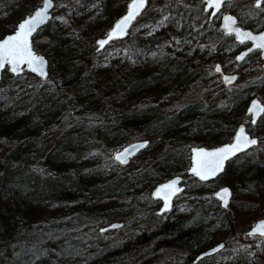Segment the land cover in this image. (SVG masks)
Instances as JSON below:
<instances>
[{
  "label": "trees",
  "instance_id": "trees-1",
  "mask_svg": "<svg viewBox=\"0 0 264 264\" xmlns=\"http://www.w3.org/2000/svg\"><path fill=\"white\" fill-rule=\"evenodd\" d=\"M52 1L32 35L47 76L1 72L0 264H264V235L242 237L251 218L235 210L264 214V111L253 124L244 112L251 94L264 99V69L222 85L210 62L227 58L231 38L212 30L201 0H147L127 34L100 49L94 38L126 0ZM36 4L0 0V35ZM239 121L256 145L214 179L186 172L191 144L227 139ZM141 137L147 144L126 163L111 157ZM240 157L241 175L227 182ZM172 173L184 189L158 214L149 189ZM220 184L231 188L225 209L210 196ZM218 240L222 249L191 262Z\"/></svg>",
  "mask_w": 264,
  "mask_h": 264
},
{
  "label": "water",
  "instance_id": "water-1",
  "mask_svg": "<svg viewBox=\"0 0 264 264\" xmlns=\"http://www.w3.org/2000/svg\"><path fill=\"white\" fill-rule=\"evenodd\" d=\"M132 2H133V0H126L123 9L111 19L109 25L104 29V31L102 33L96 35V37L94 38V44H95L96 49L101 48L100 45L98 44V41L108 39L109 33L112 32V30L114 29L117 22L120 21L125 15H127L128 11H129V6L132 4ZM217 2L220 5L222 0H203V9L209 8V14H208L209 17L211 16V14H213L220 7V6L219 7L215 6V4ZM254 3L257 4V0H255ZM52 4H53V1H52ZM42 6H43V0H40L35 6L32 7V9L30 11L23 14L16 21L15 25L10 30H7L4 33H2L0 35V40H3V38H5L6 36L13 34L17 30V25L21 21H23L25 18L33 15L37 10L42 8ZM51 8H49L48 12H47L48 19H49L50 14H51ZM142 9L139 10V13ZM136 16H135V18H136ZM134 19H132L128 23V25L124 29L123 35H116L112 39L124 37L127 34V31L129 29L130 25L132 24V22L134 21ZM46 21L44 23H46ZM44 23L38 25L37 28L39 26L43 25ZM219 26L222 28L223 32H230L235 40L247 42L246 46H244L243 48H241L237 52H235L234 59L236 61L241 60L248 51H250L254 48L259 50V57L260 58L264 57V48H258L257 47V44L262 42L261 38L264 37V23L260 28L255 29V30L250 29L248 27L241 26L235 22L234 13L226 10V11H223L220 15ZM37 28H36V30H37ZM33 33H32V35H33ZM32 35L29 37L31 48L37 56L43 57V59L45 61V64L43 67V71H44L45 75H40L39 72H33L28 67L27 64L19 65L17 72H12L10 70L11 65L6 63L4 68H0V78H1V72L3 69L7 70L8 72H10L12 74L20 73L22 70H26V71H29L32 74H34L39 79H44L47 76V73H48L47 58L42 51L37 50L34 47V45L32 44ZM112 39H110V40H112ZM110 40H108V41H110ZM240 57H242V58H240ZM217 68H219V71H217ZM211 70L213 72L218 73L219 80L222 83V85H228V84L234 83V82H236L237 77H238V72L235 70H229V71L223 70L221 65H220V62L218 60H215L212 63ZM254 104L257 106L255 109H253ZM250 109H253V110L250 111ZM263 111H264L263 100L258 95L251 94L246 99V102L244 104V112L248 115V123L249 124L255 123ZM241 128L244 129L243 135L247 136L249 140L255 139L256 141H258V136L249 130L247 123H245L243 121L236 122L232 128L230 136L227 139H224V140H221L217 143L209 144V145L199 144V143L198 144H191L189 146V149H188V165L186 167V172L191 174L193 176V178H195L198 181H208V180L214 179L215 176L218 175L224 169L226 162L229 158H231L232 156L248 149L249 147L256 145L257 142H256V144H249L247 148H243V145H241L242 150L239 152H236L234 155H231L227 160H225L223 162L222 170L219 171L215 176H209V178L206 180L201 179L200 176L196 175L192 171V169L197 166V160L203 159V158H199L197 156V153L200 150H203L205 152H213V151H216L217 149L223 148L224 146L234 144L236 142V137L238 135H241V132H240ZM147 141H148V139L146 137L128 140V141L124 142L123 144L119 145L118 147H116L115 149H113L111 152V157L116 162L122 163L121 161L116 159V156L118 154L122 153L125 149H131V146H133V145H136V146L141 145V144L146 145ZM140 149L141 148L137 147L135 150H132L131 154L128 155V157H127V161L129 160V158L131 156H133ZM173 181H176L175 188L179 189L178 191L173 190L172 194L168 195L167 198H165L166 194L163 191H161V194L159 196L157 195L158 190H161L164 185L170 184ZM183 189H184V182H183L181 173H172L170 175L165 176V178L155 182L149 189V196L152 199L158 201V205L155 208V212L158 214H161L163 212H167L168 210H170L174 198L179 193H181ZM224 189L228 190L227 194L224 193V191H223ZM210 196L217 201L220 208L225 209V208H227L229 201H230V198H231V188L228 184L217 185L210 191ZM225 199L227 200V204H225V202H224ZM166 205H167V207H166ZM260 222H264V215L253 220L252 223H250V225L242 232V237H245V236H258V237L263 236L264 234H261V232L255 231L257 225H259ZM120 223H121V221L114 220V221H111V222H109L103 226H100L99 230L103 231V230L108 229V228H114L113 225L119 226ZM221 245L224 246V242L222 240H218V241L208 245L207 247H205L202 250H200L199 252H197L193 256L191 262L195 263L200 258L217 252L218 250L223 248V247H221Z\"/></svg>",
  "mask_w": 264,
  "mask_h": 264
},
{
  "label": "snow or ice",
  "instance_id": "snow-or-ice-1",
  "mask_svg": "<svg viewBox=\"0 0 264 264\" xmlns=\"http://www.w3.org/2000/svg\"><path fill=\"white\" fill-rule=\"evenodd\" d=\"M147 0H133L132 4L129 6V11L127 15H125L120 21L117 22L114 29L108 35V39L98 41V44L102 48L108 40L112 39L116 35H123L124 29L128 25V23L135 18V16L139 13V10L144 8ZM260 0H257V6H259ZM216 7H219V3L215 4ZM52 7V0H43V6L39 10H37L30 17L25 18L17 25V30L11 34L0 40V68H4L5 64L11 65V71L17 72L18 66L21 64H27L28 67L33 72H39L40 75H45L43 71V67L45 61L43 57L37 56L30 44L29 37L36 30L37 26L44 23L47 19L48 9ZM230 19V18H229ZM261 43L257 44L258 48H264V37L261 38ZM242 58V57H240ZM219 71V68H217ZM257 106L254 104L253 109ZM253 109H250L252 111ZM241 135L236 137V142L231 145L224 146L223 148L217 149L213 152H205L200 150L197 153L199 158L197 160V166L192 169L193 173L200 176L201 179H208L209 176H215L219 171L223 168V162L227 160L231 155H234L236 152L242 150L243 148H247L249 144H256V140H249L247 136H244V129L240 130ZM144 144L141 145H133L131 149H125L122 153L116 156V159L121 161L122 163L127 162L128 155L131 154L132 150H135L137 147L142 148ZM176 181L171 182L170 184L164 185L161 190H158L157 195L161 194V191L165 192V198L168 195L172 194L173 190L178 191L179 189L175 188ZM225 194H227L228 190H223ZM225 204H227V200L225 199ZM167 207V205H166ZM113 227H117L113 225ZM255 231L261 232L264 234V222H260L257 225ZM223 247V245H221Z\"/></svg>",
  "mask_w": 264,
  "mask_h": 264
},
{
  "label": "flooded vegetation",
  "instance_id": "flooded-vegetation-1",
  "mask_svg": "<svg viewBox=\"0 0 264 264\" xmlns=\"http://www.w3.org/2000/svg\"><path fill=\"white\" fill-rule=\"evenodd\" d=\"M255 0H222L220 7L209 17V8L203 9V0H201V9L206 14L207 18L212 20L216 23V28H213L217 34H224L227 37L231 38V46H230V54L227 55V60L224 62H221L218 59H214L212 63L215 60H218L220 62V65L223 70L229 71V70H235L238 72V76L241 73L242 69H238L239 65H242L247 59L251 58L247 64V67L249 68H257L259 67L260 70L264 69V57H259V50L258 49H252L248 51L244 57L236 61L234 59V54L239 49L243 48L247 45L246 41H237L233 38L232 34L230 32H223L222 28L219 26L220 21V15L223 11H231L235 15V22L238 23L241 26L248 27L250 29H258L260 28L264 23V0H260L259 6L254 3ZM256 16L259 18V25L254 26L253 23L255 21ZM211 63V65H212ZM210 65V68H211ZM218 79L219 75L217 72H214ZM238 79V77H237Z\"/></svg>",
  "mask_w": 264,
  "mask_h": 264
},
{
  "label": "rangeland",
  "instance_id": "rangeland-1",
  "mask_svg": "<svg viewBox=\"0 0 264 264\" xmlns=\"http://www.w3.org/2000/svg\"><path fill=\"white\" fill-rule=\"evenodd\" d=\"M39 1L40 0H37V3ZM17 9L19 10V7H16V9H14V10H17ZM98 23H100V21H98L97 24ZM2 26L4 27V29L11 28L8 24H6V25L2 24ZM104 29L105 28L100 30L99 33H97V34L102 33L104 31ZM33 45H34V47L37 50H41L42 51L43 47H42V43L41 42H39V41L35 42ZM216 59L220 60L221 62H224V61L227 60L226 58H222V59L216 58ZM250 59L251 58L247 59L242 65H239L238 69L239 70L242 69V71L239 74L238 79L236 80V82H240V81H244V80H250V81L254 82V77L258 75V73L260 71V68L259 67H257V68H249V67H247V64L249 65L248 62L250 61ZM212 61L210 62V65H211ZM262 100L264 101V99H262ZM243 159H244V157H240L238 159H235L234 162L231 164V172H230V174H228V176H226L227 182H229V181L230 182H234V181L238 180L239 175H241V173H242V171L244 169V167H243V165H244L243 164L244 163ZM263 171H264V167H263ZM237 184L239 185V183H237ZM235 210L243 218H246V219H250L251 218V221L249 223H252V221L255 220L256 218H259V217L264 215V214H257V207L256 206L247 207L245 205H241L240 207L236 206ZM100 232H101V237L104 236V238L105 237L109 238L111 235L114 234V229L113 228H108V229H105V230L100 231Z\"/></svg>",
  "mask_w": 264,
  "mask_h": 264
}]
</instances>
